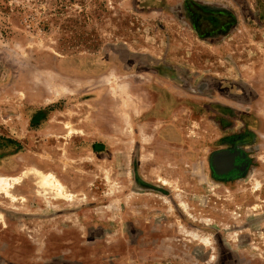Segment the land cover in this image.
Returning <instances> with one entry per match:
<instances>
[{
    "label": "rangeland",
    "instance_id": "1",
    "mask_svg": "<svg viewBox=\"0 0 264 264\" xmlns=\"http://www.w3.org/2000/svg\"><path fill=\"white\" fill-rule=\"evenodd\" d=\"M260 1L0 0V151L5 150L0 170L21 177L12 189L17 200L0 192L3 219L49 218L54 209L32 204L40 181L34 172L62 166L73 174L100 176L89 187L103 191L100 200L109 206L97 212L108 218L103 228L112 239L127 236L126 242L111 244L112 264H264V161H255L264 155ZM168 81L181 97L193 96L202 111L191 115L194 138L206 147L202 155H209L215 138L210 113L219 127L232 124L230 138L254 139L244 179L233 185L214 181L207 176L208 162L199 163L200 173H194L197 164L180 163L175 170L182 174L167 178L169 164L157 157L162 148L148 146L150 154H144L134 141L135 124L128 123L143 121L144 88L152 84L162 92ZM118 119L120 130L112 125ZM94 120L104 129L81 131V123L91 126ZM258 123V137L246 134ZM46 124H51L47 130ZM58 134L72 136L61 162L48 153L60 145L48 142ZM221 134L216 133L217 144L225 138ZM94 140L105 144V152H93ZM134 172L146 176L147 191L137 184L138 192H131ZM118 196L120 204L107 202ZM89 217L86 210L80 218ZM134 220L137 227L130 228L128 221ZM133 228L136 241H129Z\"/></svg>",
    "mask_w": 264,
    "mask_h": 264
},
{
    "label": "crops",
    "instance_id": "2",
    "mask_svg": "<svg viewBox=\"0 0 264 264\" xmlns=\"http://www.w3.org/2000/svg\"><path fill=\"white\" fill-rule=\"evenodd\" d=\"M247 3L250 5L251 2L249 1ZM262 3L264 1H260V4ZM225 10L226 14L230 11L228 9ZM260 17L264 19V16ZM161 91L158 88L155 89L152 84L144 88L145 97L142 98H145L148 102L147 108L142 114L144 115L143 121L137 122L134 119H130L131 123H128L129 127L131 125L133 127L135 124L133 130L138 132V136L134 141H137L140 144L138 146H141L145 150L144 154L147 156L148 146H160L162 148L160 156H157V154L154 155L155 157H160L162 162L169 164L170 172H167L166 176L170 175V177L167 178H173L174 176L178 178L182 174L180 171L175 170V167L180 163L191 162L193 165L197 164L193 167L195 170L194 173H200L199 163L208 162L209 172L207 176L214 181L224 180L226 184L231 183L233 185L235 181L244 179L250 172L254 159V156L248 152L249 148L254 144V139L230 138V133L228 132L232 129V124L227 125L226 123L222 127H219L216 122V115L210 113V115L208 114V119L212 122L210 124L214 130L213 134H215V138L209 141V155H202L201 152L206 147L201 146L200 143L197 144L199 139L194 138V120L191 117L195 112L201 115L202 111L201 109H197L200 108L198 106L195 108L193 96L190 98L189 96L186 98L181 97L182 94L179 92L178 86L173 85L169 81L165 82ZM93 115L92 117L95 119L96 116ZM99 119V117L96 118L97 121ZM96 120L94 121L96 122ZM66 125L67 122L62 123L61 130H65L67 128ZM112 125L113 127L117 126L118 130L121 129L119 119L113 121ZM50 126L51 124H46L45 130ZM103 129V125L100 122L93 123L91 126L87 123H81V131H87L86 134H88V130L101 131ZM259 129L258 123L255 132L249 128L246 134L251 133L258 137L260 134ZM217 131H220L222 133L221 135L225 137L224 139H219V144H217L218 140H215L218 137V135L216 136ZM39 141L41 140L39 139ZM52 141L54 143L56 142L55 144H60L56 146L54 153ZM70 141H72V136L67 138V134H58L54 140L50 137L48 142L52 147H50L48 153L51 155L58 154L56 155L57 162H61L62 160L60 158L63 157L67 159L69 154L67 145H70ZM123 147H125L124 143ZM91 148L97 154L99 152L103 153L106 150L105 144L96 140L92 142ZM116 150L121 152L122 146L119 145ZM4 151H0V156H4ZM44 151L47 150L44 149ZM156 151L154 149L153 152L156 153ZM188 151L191 152V157L188 156ZM217 154L220 155L219 159L216 158ZM261 157H264V155H257L255 161H264ZM217 161L225 162L222 170H217L215 165ZM6 165H8V161ZM63 168L61 166L60 169L62 170L55 169L56 171L49 173L54 174L65 186V189L74 194L72 201L64 198H56L57 193L54 190L52 192L49 190L48 193L44 194V190L39 188V183L37 187H33L32 204L39 205L40 209H54L55 212L48 215L50 216L49 218H46L47 216H39V222L38 217L34 216L27 222L21 219H16L11 222L3 219V215L0 213V264H29L26 262V259H32L33 264H112L108 254L115 247H112L111 244L126 242L127 236L119 235L114 236L112 239V235L107 234L103 228L106 225L104 220L108 221V218H100L97 212L102 209H108L109 206L104 200H100V195L103 194V191L98 190L94 192V189L89 187L91 184H96L94 180L96 181L100 176L95 174L96 172H82L81 174L75 172L73 174L67 170L63 171ZM9 172L12 171L10 169L0 170V175L4 176L5 173ZM103 177L106 179V176ZM133 177L134 187L131 191L132 193L138 192V185L146 191L147 186H151L147 180H144L146 176H141L137 172H134ZM227 189L235 197L232 186L231 188L227 187ZM118 191L121 192V190ZM114 193L115 190L112 194ZM123 194L130 195V192H123ZM6 198L9 197L6 196ZM116 199L115 202L113 200H108L107 202L112 204L117 202V205L118 203L120 204L121 198L118 196ZM0 210H2V207H0ZM86 210L92 213V217L88 219L80 218L83 217V213ZM73 215L77 217L75 216L74 218ZM46 219L50 222L43 224ZM123 221L118 220L117 223H122ZM136 222V220L128 221L129 227L136 228ZM134 228L133 230L130 229L132 235L128 236L129 241H136L137 233ZM107 248L108 251H106Z\"/></svg>",
    "mask_w": 264,
    "mask_h": 264
},
{
    "label": "bare ground",
    "instance_id": "3",
    "mask_svg": "<svg viewBox=\"0 0 264 264\" xmlns=\"http://www.w3.org/2000/svg\"><path fill=\"white\" fill-rule=\"evenodd\" d=\"M34 174L39 177L40 182L39 186L45 190H54L57 193L56 198H64L66 200L72 201L74 198V194L68 192L65 189V186L58 180L57 177L54 176L52 173H41V172H34ZM30 175V174H29ZM21 177L20 176H2L0 175V192H2L5 196L11 198L13 201L17 200L18 197L13 194L12 189L20 183ZM258 187L260 186V182H258ZM53 191V192H54ZM209 242L210 239L206 238Z\"/></svg>",
    "mask_w": 264,
    "mask_h": 264
},
{
    "label": "water",
    "instance_id": "4",
    "mask_svg": "<svg viewBox=\"0 0 264 264\" xmlns=\"http://www.w3.org/2000/svg\"><path fill=\"white\" fill-rule=\"evenodd\" d=\"M216 156H217L216 158L219 159L220 155L217 154ZM215 165L217 167V170L219 171L220 169L222 170L224 168L225 162H218L217 161Z\"/></svg>",
    "mask_w": 264,
    "mask_h": 264
}]
</instances>
